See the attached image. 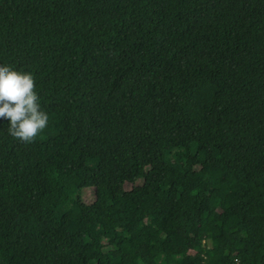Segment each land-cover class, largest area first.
<instances>
[{
  "label": "trees",
  "instance_id": "1",
  "mask_svg": "<svg viewBox=\"0 0 264 264\" xmlns=\"http://www.w3.org/2000/svg\"><path fill=\"white\" fill-rule=\"evenodd\" d=\"M0 65V264H264V0H0Z\"/></svg>",
  "mask_w": 264,
  "mask_h": 264
},
{
  "label": "clouds",
  "instance_id": "2",
  "mask_svg": "<svg viewBox=\"0 0 264 264\" xmlns=\"http://www.w3.org/2000/svg\"><path fill=\"white\" fill-rule=\"evenodd\" d=\"M0 118L9 121L8 134L22 143H31L49 123L35 91L30 72L0 65Z\"/></svg>",
  "mask_w": 264,
  "mask_h": 264
},
{
  "label": "rangeland",
  "instance_id": "3",
  "mask_svg": "<svg viewBox=\"0 0 264 264\" xmlns=\"http://www.w3.org/2000/svg\"><path fill=\"white\" fill-rule=\"evenodd\" d=\"M87 197V201L88 202H91L92 201V197H93V195H92V190L91 189H86L85 191H84V194H83V198L85 199ZM208 244V243H207Z\"/></svg>",
  "mask_w": 264,
  "mask_h": 264
}]
</instances>
